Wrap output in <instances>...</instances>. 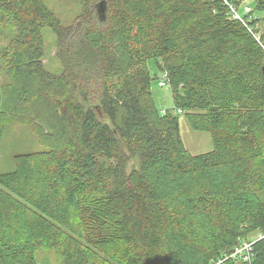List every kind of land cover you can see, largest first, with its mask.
<instances>
[{"label":"trees","instance_id":"obj_1","mask_svg":"<svg viewBox=\"0 0 264 264\" xmlns=\"http://www.w3.org/2000/svg\"><path fill=\"white\" fill-rule=\"evenodd\" d=\"M258 12L264 0H0V139L16 123L42 148L0 173V264H38L45 247L57 264H216L258 234L264 264ZM180 116L213 149L190 152Z\"/></svg>","mask_w":264,"mask_h":264},{"label":"rangeland","instance_id":"obj_2","mask_svg":"<svg viewBox=\"0 0 264 264\" xmlns=\"http://www.w3.org/2000/svg\"><path fill=\"white\" fill-rule=\"evenodd\" d=\"M244 11H241L243 15ZM261 16L264 14L258 12ZM264 32V30H263ZM153 73L156 68L150 66ZM158 78L153 79L152 92L156 104L160 109H170L172 94L169 87H161ZM182 138L186 147L194 154L203 153L213 149V141L210 132L193 129L188 120L180 116ZM36 140V135L29 131L28 127L16 123L11 124L0 139V173L14 170V156L20 153H28L41 150ZM38 264H57L56 253L53 248H41L36 252Z\"/></svg>","mask_w":264,"mask_h":264},{"label":"bare ground","instance_id":"obj_3","mask_svg":"<svg viewBox=\"0 0 264 264\" xmlns=\"http://www.w3.org/2000/svg\"><path fill=\"white\" fill-rule=\"evenodd\" d=\"M260 237H262V235L258 234L257 236L251 235L248 238L242 239L233 251H231L230 253H224L223 258L219 259L216 264H223V262L227 259L239 261L242 264H255L253 243H255V241ZM246 245H249L250 250L243 249Z\"/></svg>","mask_w":264,"mask_h":264},{"label":"built area","instance_id":"obj_4","mask_svg":"<svg viewBox=\"0 0 264 264\" xmlns=\"http://www.w3.org/2000/svg\"><path fill=\"white\" fill-rule=\"evenodd\" d=\"M227 3H228V2H227ZM230 5H231V4H230ZM248 9H249V8H247L246 10H248ZM231 11H232L234 17H236V18H238V19H242V16H241L240 12H239L234 6H231ZM164 76H166V74L163 75V78H165ZM166 84H167V81H166V79H165V82H162L161 85H162L163 87H165V86H167ZM243 249L250 250L249 245L244 246Z\"/></svg>","mask_w":264,"mask_h":264}]
</instances>
